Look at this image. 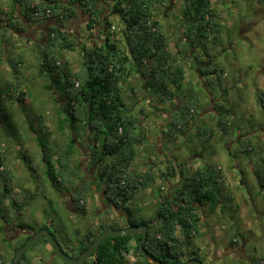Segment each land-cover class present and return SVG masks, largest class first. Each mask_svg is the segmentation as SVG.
<instances>
[{
	"label": "trees",
	"instance_id": "obj_1",
	"mask_svg": "<svg viewBox=\"0 0 264 264\" xmlns=\"http://www.w3.org/2000/svg\"><path fill=\"white\" fill-rule=\"evenodd\" d=\"M169 1L171 4L177 2L0 0V43L5 45L8 56L3 58L9 77L7 99L14 105L16 101L26 103L30 96L33 78L24 72L28 71L27 51L31 46L39 77L45 80L50 76V82H43L42 89L52 99L54 112L48 119L40 115L36 120L38 127L44 128L45 136L54 140L50 146H43L44 140L38 141L42 151V158L38 160L48 165L51 175L55 172L52 176L54 185H75L81 175L80 161L75 158L78 152L74 146L76 137L95 141L96 147L89 161V167L96 169L95 181L81 179L74 191L76 202L80 203L82 199L88 202L98 188L96 180L99 179L106 199L125 212L128 224L148 225L144 248L156 260L165 264H182L200 259L203 264H220L216 260L206 263L194 243L206 237L201 231L207 225L203 221L202 208L208 207L210 213L219 209L224 214L234 199V195L227 193L222 167L203 163L190 170L186 167L187 162L174 165L168 161L165 169L160 168L158 173L157 163L147 162L144 168L137 164L139 151L150 135L148 107H153L152 112H155L158 111L157 105H166L167 110L163 111L168 112L169 117L165 120L167 130H163L165 142L186 136L195 124V105L201 104L200 96L180 95L181 84L187 75L186 61L197 58L194 71L199 73L204 87L221 85L224 88L227 67L215 63L216 56H210L208 46L210 36L214 35L217 43L221 33L228 29L221 3L216 0H180V11L174 14L172 10L164 11ZM79 12L89 15L84 24L89 31L85 40L69 29ZM171 13L178 21L177 25L174 19H166ZM113 15L119 17L117 25L110 18ZM161 18H165L166 23ZM43 22L49 23L46 32H41L45 34L43 40L32 43L28 38L25 45L18 44L19 34L25 32L28 25L34 24L38 28ZM170 23H174L173 27ZM97 27L100 34L94 32ZM75 50L81 52V62L73 68L69 54ZM126 86L131 95L124 97ZM143 98L148 102L141 105ZM258 101L264 106V91L259 93ZM219 104L222 108V103ZM229 124V119L217 118L215 130L200 131L203 141H208L216 131L227 133ZM37 136L39 140L38 133ZM243 139L240 136V151H254L252 142ZM12 153L10 147L0 150V193L12 198L16 210L21 205L18 206L20 196L15 189L16 165L11 160ZM24 158L26 160V156ZM28 169L31 173L36 171L32 163L28 164ZM253 170L264 187V156ZM157 173L160 183H156ZM153 184L158 190L155 214L151 218H138L136 214L141 207L135 206L133 200L139 195L138 190L150 189ZM240 204L234 210H238ZM78 209L83 215L88 212L86 204H79ZM0 217L7 222L1 207ZM108 226L106 221L96 223L87 227L85 232L77 230L78 239L67 237V246L74 243L70 249L72 255L78 257ZM140 238L141 234L107 237L95 252L96 263L152 264L138 253ZM24 243H12L10 251H5L0 244V264H13L15 251ZM229 243L241 242L234 234ZM132 249L135 262L127 259L125 254ZM24 257L25 253L18 264ZM252 263L259 264L255 260Z\"/></svg>",
	"mask_w": 264,
	"mask_h": 264
},
{
	"label": "rangeland",
	"instance_id": "obj_2",
	"mask_svg": "<svg viewBox=\"0 0 264 264\" xmlns=\"http://www.w3.org/2000/svg\"><path fill=\"white\" fill-rule=\"evenodd\" d=\"M216 1L221 3L224 22L228 29L221 33L217 43L213 39L214 35L210 36L208 46L211 51L210 56H216L215 63L227 67L223 80L224 88L222 89L221 85L214 88L204 87L201 84L199 73L194 71L197 67V58L193 57L186 61L187 75L181 84L180 95L185 93L188 97L194 94L200 96L201 104L195 105V124L186 136H178L174 142H165V139L161 140L160 127L165 129V120L169 117L168 112L163 111L167 110L165 109L166 105H157L158 111L155 112H152L153 107H148L146 109L148 113L147 126L151 131L148 140L139 151L141 162H138V165L142 167L147 164L148 158H152L154 161L161 160L163 153H167L174 165L177 162H187L188 166L193 168L197 167L199 163L223 167V173L228 181L227 193L234 195V199L228 204L224 214L219 209L210 213L207 211L209 208L206 207L212 228L217 227L222 232L219 236L217 233L214 234L215 243L217 246L227 244L235 234L241 242L235 245L243 246V241L249 236L245 250L248 257L257 260L258 257L264 255V187L259 183L253 170V167L264 156V106L258 101L259 93L264 91V0ZM171 5L173 6L172 13L178 14L180 0ZM172 13L166 19H174L175 25H177L178 21ZM110 18L117 25L119 17L113 15ZM166 19L161 18L160 20L166 23ZM173 25L174 23H170L171 27ZM25 32L27 34L23 33V36H18L20 45H25L28 38L33 43L41 36L40 29L36 28L34 24L28 25ZM82 32L85 34H80L79 37L85 40L89 33L85 26ZM36 47L34 48L36 49ZM33 50L31 46L28 47V71L24 72L26 76L33 78L30 99L28 97L26 103L16 101L12 105L8 103L7 99L9 89L7 79L9 77L6 64L3 62V58L8 57L7 49L0 43V150L10 147L13 152V161L17 168L15 187L19 189L20 196L18 200L20 203L26 204L20 212L14 214L15 209L11 201L7 199L8 196L0 193V207L10 226L25 224L33 231L48 226L59 239L66 236L75 238L78 236L77 230L82 232L100 220L101 216L96 211L95 202L89 204L87 215L64 209L59 192L51 186L48 177L42 173V176L40 175L35 181L39 184L38 187H35L34 191L30 188L31 176L28 164L32 163L36 171L40 168L42 172H45L38 160L42 156L38 143L44 140V144L49 138L45 136L44 128L38 127L36 118L44 115L48 119L54 112L52 99L42 89V83L50 82V76L45 77V80L39 77L40 71L36 66L37 61ZM11 54L13 55V53ZM69 55L72 67L79 66L81 52L75 50ZM203 55L205 54L203 53ZM203 58L206 59V56ZM24 70L25 68L22 72ZM123 90L124 97L131 95L128 93L129 87L126 86ZM142 101L144 104L147 102L144 98ZM219 103H222V108ZM221 116L229 119L228 132L216 131L208 141H203L200 131L203 133L207 129L215 130L216 120ZM78 132L80 134V130ZM37 133L40 136L39 140ZM242 134L241 137L252 142L254 151H240L241 143L234 140ZM24 156H26V160ZM75 157L78 158V153ZM37 164L39 165L37 166ZM81 170L83 169L81 168ZM157 179L160 180L159 177ZM239 180L244 183L240 184ZM143 191L145 190H138L139 195L133 200L135 206L138 204L141 207V211L136 215L138 218H151L158 207L155 205L158 190L153 184L145 194L147 197L141 198L139 196L144 194ZM144 202L147 207L143 206ZM237 204H240V208L234 210ZM119 221L122 223L121 220ZM3 224L0 217V228ZM29 234V232L20 233L14 240V244H21ZM0 244L7 250L9 249L8 237L1 229ZM50 248L46 247L44 240H39L25 251V257L21 260V264H66L61 258H54V255L50 253ZM130 253L134 256L133 249ZM206 254L207 251L203 255L204 259L207 257ZM226 257V261L231 264H242L241 262H243L233 263L229 256ZM91 261L92 259H87L83 264H93Z\"/></svg>",
	"mask_w": 264,
	"mask_h": 264
},
{
	"label": "flooded vegetation",
	"instance_id": "obj_3",
	"mask_svg": "<svg viewBox=\"0 0 264 264\" xmlns=\"http://www.w3.org/2000/svg\"><path fill=\"white\" fill-rule=\"evenodd\" d=\"M171 9H173V6L171 5V3H170V1H169V3H167V6L165 7V9H164V11H170ZM43 31L45 30V28L44 29H42ZM42 30L40 29V31L42 32ZM45 32H46V30H45ZM27 34V32H21L19 35L20 36H22V34ZM45 37V34H43V33H41V37L39 38V39H41V40H43V38ZM210 111V110H209ZM241 136H243V135H241ZM48 141V142H47ZM47 141H45V143L43 144V142H42V144H43V146H47V145H52V143H53V141L54 140H51V139H49L48 138V140ZM75 145V147H76V149H78V161H80V164H81V166H80V170H81V168L83 169V170H81V175L77 178V180H76V183H75V185H71V184H67V183H65V184H61V185H57V187L54 185V183H53V178H52V176H54V174H55V172L53 173V175H51L50 174V168L48 167V165L45 163H43L42 162V160H40V165H42V167L45 169V172H42L41 170H40V168L38 169V172H36L35 171V173L33 172V173H31L30 172V176H31V179H30V188H31V190L33 189V191H34V188L35 187H38V183H35V181L37 180V178H39V176L41 175V173H42V175H45V176H47L48 177V179H49V181H50V184H51V186L55 189V190H57L58 192H59V196L61 197V202H62V206L64 207V209H69L70 211H72V212H78L79 214H80V211H79V209H78V207H79V204L80 205H83V204H86V207H87V211H89V204H91L92 202H95V204L94 205H96V211H97V213L101 216L100 217V220L99 221H97L96 223H103V222H107V224H109V226H114L113 228H115V229H118V228H120V229H123V228H126V227H128V226H130V224H128L127 222H126V219H127V217H125V212L123 211V210H121L120 208H116L115 206H114V204H113V202L112 201H110V200H108V199H106V197H105V195H104V190L102 189L103 187V185H102V182L101 181H99V179H97L96 180V186L98 187L97 189H96V191H95V193L93 194V196H92V198L88 201V202H86L85 200H80V203L79 202H76L75 200H74V198H73V196H74V191H75V188L76 187H78V185H79V183L82 181L81 179H90V181H95V174H96V169L94 168V166H93V168H91V167H89L90 165H89V161H91V158H92V150L96 147V143H95V141L94 142H91V140H89L88 138H84V137H81V136H77L76 137V139H75V143H74ZM64 146H66V143H64L63 144ZM40 146V145H39ZM39 146H38V148H39ZM41 148V147H40ZM40 148H39V150H40ZM39 152V151H38ZM38 154V153H37ZM40 158H42V156L40 157ZM76 158V157H75ZM76 159V160H77ZM11 160L13 161V156L11 157ZM39 165V164H38ZM37 165V166H38ZM41 175V176H42ZM17 177V168L15 169V178ZM99 182V183H98ZM15 183H16V180H15ZM98 183V184H97ZM15 189H16V191H18L19 192V189H17L16 187H15ZM97 198V200H95V198ZM9 201H11V203H12V206H13V208H15L14 207V203L12 202V198L10 197H8L7 198ZM18 202H19V204H18V206L19 205H21V207H18V208H16V210H15V212H14V214H17L18 212H20L22 209H23V207H25L26 206V204H22V203H20V201L18 200ZM2 214H4L5 215V213H3L2 212ZM81 214H83V213H81ZM88 214V212L86 213V214H84V215H87ZM2 219V218H1ZM5 219H6V215H5ZM119 220H121L122 221V223H120V221ZM96 223H93L92 225H90V226H93L94 224H96ZM3 227V228H2ZM0 229H1V231L3 232V233H5L6 235H7V237H8V240L9 241H12V243H14V240L18 237V235L20 234V233H25V232H29L30 234H29V236L27 237V239L25 240V243H26V241L29 239V238H31V236L35 233V232H37V230H35V231H33L31 228H27V226L25 225V224H21V225H9V224H7V222L6 223H4L3 224V226H2ZM12 228V231H10V229ZM27 228V229H26ZM44 228H47L53 235H54V237L57 239V241H58V243H59V245H60V247H61V249L63 250V252L65 253V254H69L70 256H73L72 254V251L70 250L71 249V247L73 246V244L74 243H71L70 244V246L68 245L67 246V236L66 237H64V238H62V239H59V238H57L56 237V234L54 233V231L51 229V228H49L48 226H44V227H42L41 229H44ZM40 229V230H41ZM87 229V228H86ZM86 229L85 230H83V232H85L86 231ZM39 231V230H38ZM103 232V231H102ZM81 235H83L82 233H81ZM81 235H80V237H81ZM47 239V238H45V237H42L40 240H42V239ZM79 237H76L75 239H78ZM48 240V239H47ZM39 241V240H38ZM37 241V242H38ZM12 243H9V249L7 250L6 248H4V250L5 251H10V249H11V247H12ZM92 245V244H91ZM90 245V246H91ZM22 246V245H21ZM89 246V247H90ZM229 246H233V244H231V245H229ZM46 247H48V248H50L51 250H50V253H51V255H54V258L55 257H59L58 255H57V253L55 252V250H54V248H53V246H52V244L49 242V240H48V242H46ZM88 247V248H89ZM236 247H238V246H236ZM240 248L239 249H237V251L235 250V256H237V258H239L240 259V257H243V254H240L241 253V248H242V245L241 246H239ZM74 248V247H73ZM87 248V249H88ZM232 248V247H231ZM235 247H233V249H234ZM86 249V250H87ZM98 249V248H97ZM85 251V250H84ZM16 252V251H15ZM96 252V251H95ZM95 252L94 253H92L90 256H88L87 258H86V261H87V259H92V263L93 264H97L96 262H97V260H96V256H95ZM81 254V253H80ZM127 256L126 257H128L129 255V253L127 252V253H125ZM73 257H75V256H73ZM59 258H61V257H59ZM62 259V258H61ZM215 259V258H214ZM213 259V260H214ZM63 260V259H62ZM64 261V260H63ZM85 261V262H86ZM65 262V261H64ZM66 264H68L67 262H65Z\"/></svg>",
	"mask_w": 264,
	"mask_h": 264
},
{
	"label": "crops",
	"instance_id": "obj_4",
	"mask_svg": "<svg viewBox=\"0 0 264 264\" xmlns=\"http://www.w3.org/2000/svg\"><path fill=\"white\" fill-rule=\"evenodd\" d=\"M88 17H89V15L88 14H82V12H79V14H78V16H77V19L75 20V22H73V23H71L70 25H69V29L71 30V33H73L74 35H78V36H80V34L82 35V34H85V32H82V29H83V27L85 26L84 24L86 23V21H88ZM48 25H49V23L47 24L46 22L44 23H42L39 27H38V29H44L46 26L48 27ZM46 29V28H45ZM88 31V30H87ZM89 32V31H88ZM94 32H96V33H98V34H100L99 32H98V27L97 28H95L94 29ZM23 36V35H22ZM41 37V36H40ZM103 37V36H102ZM35 38H37V37H35ZM39 39V38H38ZM147 102H148V99L146 100ZM140 104L141 105H143L144 104V101H140ZM167 127V125L165 126V129H167L166 128ZM151 131V130H150ZM160 132L162 133V137H161V140H164V134H163V129H162V127H160ZM243 135V134H242ZM241 136V135H240ZM240 136H239V138H240ZM239 138H237L236 140H234V141H237V142H239ZM164 145V144H163ZM162 148H164L163 146H162ZM11 156H13V154L11 155ZM149 160H147V162H152L154 165H156V163H157V168H158V170H157V172L159 173V170H160V168H161V170H164L165 169V165H167L168 164V161H170V157H169V154L167 155V153L165 154V153H163V155H162V159L161 160H157V161H154L152 158H148ZM152 159V160H151ZM138 162H141V160H140V158H139V160L137 161V164H138ZM200 162V161H199ZM176 164H180L179 162H177ZM199 165H201L200 163H199ZM140 166V165H139ZM146 165H142V167L141 168H144ZM189 166L187 165V168H188ZM195 168V167H194ZM193 167H189L188 169H190V170H193L194 169ZM222 169H223V167H222ZM158 173H157V176H156V183H160L161 182V179L159 180V179H157V177H158ZM225 177H226V175H225ZM31 179V178H30ZM173 181H171L172 183L174 182V178L172 179ZM239 182H240V184H243L244 182L242 181V180H239ZM226 183L228 184V181H227V177H226ZM239 184V185H240ZM165 189H167L168 190V188H167V186H166V188ZM170 189V188H169ZM148 190H150V189H146L145 191H143L144 192V194L143 195H140V197L141 198H146L147 197V195H145V194H147L148 193ZM137 194H139V193H137ZM137 198V197H136ZM147 204H145V202L143 203V206H146ZM147 207V206H146ZM208 211V210H207ZM139 214V213H138ZM137 216V215H136ZM202 216H203V221H205L206 223H207V225H204V227L201 229V231H203V233H204V235L203 236H206L205 237V239H198L197 240V242L196 243H194V244H196V246H198L199 247V252L201 253V255L203 256V255H205V253H206V251H207V257L205 258L206 260H205V262L206 263H210V261H212L214 258V260H216V262H218V263H220V264H222V263H225V264H231L229 261H226V256H229L230 257V259H231V262H233V263H236L237 261H243V262H241L242 264H253L252 263V261L254 260V259H251L250 257H248V255H247V252H246V250H245V246H246V244H247V242H248V240H249V236H247V238L243 241V246H242V248H241V253L240 254H243V257H240V259L239 258H237V256H235V250L237 251V249H239L240 247L238 246V247H236V245H233V246H229V240H228V242H227V244H219V246H217V244L215 243V241H216V237H214V234L215 233H217V235L219 236V234H221L222 232H221V230H219V228H217V227H215V228H212V225H211V223H210V221H209V218L210 217H208V215H207V217H206V206H204V208H202ZM219 227V226H218ZM234 241H236V237H234ZM132 244L134 245L135 244V242L134 241H132ZM232 247V248H231ZM233 247H235L234 249H233ZM131 252V251H130ZM129 252V256L128 257H126L127 259H129L131 262H135V260H136V257H134L133 255H132V253H130ZM228 257V258H229ZM257 260H260V263L257 261ZM257 260L255 259V261H256V263H259V264H264V255H262V256H260V257H258L257 258ZM240 263V262H239ZM141 264H142V262H141Z\"/></svg>",
	"mask_w": 264,
	"mask_h": 264
},
{
	"label": "water",
	"instance_id": "obj_5",
	"mask_svg": "<svg viewBox=\"0 0 264 264\" xmlns=\"http://www.w3.org/2000/svg\"><path fill=\"white\" fill-rule=\"evenodd\" d=\"M147 231H148V225L142 224V225H130L123 229H115L112 226H108L103 232H101L92 245L85 251H83L78 257L70 256L69 254H65L63 250L61 249L57 239L54 237V235L47 229H41L37 232H35L31 238H29L26 243H24L22 246H20L16 252L15 257L13 259V264H18V261L23 256L25 251L34 245L38 240H40L42 237H45L49 240V242L52 244L55 252L59 257H61L65 262L68 264H83L86 261V258L90 256L92 253H94L97 248L99 247L100 243L105 240L109 236H122V235H131V234H141V238L138 240V253L143 255L149 262L152 264H165L163 262H160L156 260L148 251L144 248V242L147 239ZM182 264H203V262L200 259H191L188 260Z\"/></svg>",
	"mask_w": 264,
	"mask_h": 264
},
{
	"label": "bare ground",
	"instance_id": "obj_6",
	"mask_svg": "<svg viewBox=\"0 0 264 264\" xmlns=\"http://www.w3.org/2000/svg\"><path fill=\"white\" fill-rule=\"evenodd\" d=\"M225 27V26H224Z\"/></svg>",
	"mask_w": 264,
	"mask_h": 264
},
{
	"label": "clouds",
	"instance_id": "obj_7",
	"mask_svg": "<svg viewBox=\"0 0 264 264\" xmlns=\"http://www.w3.org/2000/svg\"><path fill=\"white\" fill-rule=\"evenodd\" d=\"M163 150V149H162Z\"/></svg>",
	"mask_w": 264,
	"mask_h": 264
}]
</instances>
